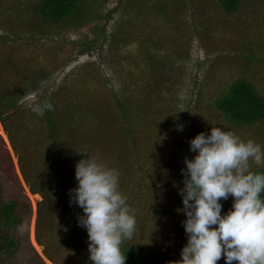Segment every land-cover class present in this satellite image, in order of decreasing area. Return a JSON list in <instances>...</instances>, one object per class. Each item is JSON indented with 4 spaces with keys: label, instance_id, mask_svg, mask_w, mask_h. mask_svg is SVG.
Returning a JSON list of instances; mask_svg holds the SVG:
<instances>
[{
    "label": "rangeland",
    "instance_id": "obj_1",
    "mask_svg": "<svg viewBox=\"0 0 264 264\" xmlns=\"http://www.w3.org/2000/svg\"><path fill=\"white\" fill-rule=\"evenodd\" d=\"M32 1L0 0V68L4 61L12 60L25 67L27 75L25 81L4 83V88L35 87L25 92L17 105L33 117L34 126H40V101L52 91L60 108L68 98L81 104L85 121L80 127L89 129L90 137L99 128L97 114L105 113L116 121L121 128L108 133L115 136V147L123 150L121 188L126 198L140 188L152 204L161 201L167 206L170 203V209L181 207L177 192L182 183L180 170L185 167L183 158L194 154L188 139L197 132L206 133L210 126L231 129L264 148V118L238 127L228 123L213 104L238 77L249 79L264 94V0H243L234 15L224 13L209 0H178L181 7L177 16L173 0H166V13L152 11L154 0H86L94 15L79 26L61 29L28 10ZM116 98L124 102L138 154L124 130V114L115 108ZM33 130L39 132L38 139L46 136L43 127ZM0 149L3 194L14 193L17 184L32 206L31 218L20 229V247L12 264H26L28 258L39 256L45 264H55L43 255L35 240L36 204L41 197L25 184L1 123ZM134 155H140L141 163ZM106 164L114 167L111 162ZM256 166L250 162V168ZM228 199L232 201L231 196ZM57 223L54 233L59 231ZM157 225L151 222L154 228L145 234L148 241L158 239L160 245L163 234ZM150 252L158 254L154 248ZM61 255L59 264H67L69 254ZM158 260L150 253L146 264H161Z\"/></svg>",
    "mask_w": 264,
    "mask_h": 264
},
{
    "label": "trees",
    "instance_id": "obj_2",
    "mask_svg": "<svg viewBox=\"0 0 264 264\" xmlns=\"http://www.w3.org/2000/svg\"><path fill=\"white\" fill-rule=\"evenodd\" d=\"M209 1L228 15L236 14L243 4V0ZM173 3L175 16L180 15V1L173 0ZM90 5H87L86 0H34L29 2L27 9L38 14L41 20H46L48 25L61 29L69 25L79 26L90 19L95 12ZM152 11L166 13V0H154ZM39 25L42 24L39 22ZM39 31L42 33L43 28ZM4 62V67L0 68V123L16 156L25 184L32 194L38 193L41 197L36 204L35 240L42 246L43 255L55 264H59L63 252L69 254L67 264H89L87 233L77 224V214H74L82 209L69 202L68 190L76 184L75 162L87 154L96 156L105 163H112L119 171V189L122 192L125 164L123 150L119 145L115 147L116 138L108 133L109 129L118 130L121 127L105 113L97 114L99 128H95L90 137V130L80 127L81 122L85 121V115L80 110L81 104L68 98L64 107L60 108L54 91L40 101L42 114L37 118L40 126H34L33 117L24 114L25 109L18 108L17 105L25 92L35 87L4 88V83H12L11 81L18 79L25 81L27 78L25 67L12 60ZM32 78L30 76V80ZM115 101V108L121 115L124 114V130L129 134L131 147H134V152L138 154L135 147L137 140L133 129L129 128L124 102L118 98ZM48 104L51 108L47 107ZM213 104L228 123L238 127L254 125L264 118V94L245 77L231 81L214 99ZM93 105L92 103V107ZM41 127L45 129L46 136L38 139L36 135L39 132L33 129ZM147 146L151 147V144L147 143ZM3 151L10 162L7 148L3 147ZM139 156L134 155L133 159H138L141 163ZM250 169L264 172L262 166ZM3 191L0 184V264H12L13 257L20 247V229L23 223H28L31 218L32 206L27 195L22 193L17 184L15 192L9 196L6 197ZM122 194L124 195L123 192ZM144 195L139 188L135 194L126 198L136 217V230L130 239L123 240L121 244L122 251H125V264H146L150 253L155 258H160L158 261L161 264L180 259V249L186 242L181 223L184 214L170 209V203L168 206L161 201L152 204L149 196ZM260 195L264 197V191ZM221 204L223 213L231 207V200H221ZM56 220V228L59 231L54 233L52 229L54 230ZM151 222H157L158 229L163 234L160 245L158 239L148 241L146 237L145 233L152 232L151 228H154L150 226ZM39 226L43 228L41 231ZM71 231L75 236L71 235ZM150 248L157 250L158 254L149 253ZM41 258H28L26 264L28 261L30 264H45ZM217 264H225L223 255ZM232 264L236 262L233 261Z\"/></svg>",
    "mask_w": 264,
    "mask_h": 264
},
{
    "label": "clouds",
    "instance_id": "obj_3",
    "mask_svg": "<svg viewBox=\"0 0 264 264\" xmlns=\"http://www.w3.org/2000/svg\"><path fill=\"white\" fill-rule=\"evenodd\" d=\"M188 145L194 154L183 158L176 209L184 214L186 242L168 264H217L222 255L225 264H264V172L250 169V162L264 166V148L220 126L197 132ZM74 176L69 202L82 209L76 220L87 233L89 264H125L121 244L136 230V217L119 189V171L85 154Z\"/></svg>",
    "mask_w": 264,
    "mask_h": 264
}]
</instances>
